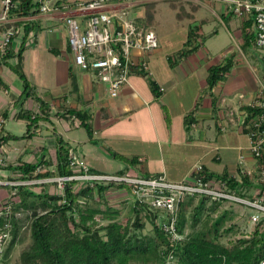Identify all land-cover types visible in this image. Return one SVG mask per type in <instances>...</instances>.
I'll return each instance as SVG.
<instances>
[{"label":"crops","instance_id":"1","mask_svg":"<svg viewBox=\"0 0 264 264\" xmlns=\"http://www.w3.org/2000/svg\"><path fill=\"white\" fill-rule=\"evenodd\" d=\"M82 1L87 0H49L47 11L12 19L38 23L27 39L32 44L26 45L22 53V68L35 86L36 94L47 103L48 110L37 123L36 135L9 140L0 147V160L3 161L1 179L10 180L15 173L8 166L20 162L49 160L54 165L55 133L84 158L93 172L102 174L121 171L140 176L159 174L169 180L180 181L198 164L215 174L226 171L228 175L237 172L241 165L244 168L251 166L248 145L235 147L236 156L230 159V153L226 151L224 157L219 154L222 146L217 145V138L208 143L197 139L212 125L214 127L218 119L223 124L235 123L242 133L237 121L240 118L238 113H241L240 106L248 105L250 99L238 90L244 87L245 82H228L232 64L224 79L211 91L216 97L217 112L214 115L207 90V70L211 65L226 61V58L221 61L219 57L213 58L204 38L209 34L219 37L224 31L228 34L234 32L243 46L245 33L255 35L252 21L249 28L245 27L251 18L235 16L231 11V0H110L106 11L126 12L127 19L138 28L153 30L158 41L157 48L146 56L131 50L134 60L147 58V70H132L128 83L117 97L112 98L106 85L99 82L92 72L73 65L65 18L74 17L80 26H84L86 14L75 7ZM21 32L19 28L18 33ZM189 32L192 33L194 50L179 58L177 52L183 48ZM19 41L18 37L12 40V49L18 48ZM40 51L55 58L57 83L54 88L38 83L46 75L40 65ZM33 74L34 80L30 77ZM0 76L8 84V89L3 90L5 95L0 90V106L5 108L0 111L3 128L16 135L6 123L8 120L22 121L14 117L16 109L13 106L15 97L20 94L21 82L6 65L0 66ZM151 82L157 87L156 93L151 89ZM24 108L39 112L38 104L32 99L25 101ZM67 109L85 111L90 115L91 137L76 117H68ZM4 111H7V118L2 116ZM185 120L191 123L187 124ZM80 129L85 131L84 134L78 133ZM214 129L218 134L222 132L216 126ZM240 154L244 156L243 163L239 160ZM119 156L132 159V162H125ZM53 165L50 170H54ZM8 195L7 190L0 192V209ZM106 199L114 207L116 203L132 206L125 188L109 189Z\"/></svg>","mask_w":264,"mask_h":264},{"label":"trees","instance_id":"2","mask_svg":"<svg viewBox=\"0 0 264 264\" xmlns=\"http://www.w3.org/2000/svg\"><path fill=\"white\" fill-rule=\"evenodd\" d=\"M43 1L12 0L7 11V18L10 21L0 24V35L11 27L14 30L22 29L21 33L12 35L4 51H0V66H8L21 82L20 94L15 97L13 103L16 109L14 117L22 120L26 125V131L18 136L6 132L2 124L0 147L9 140L28 139L36 135L37 123L43 119V114L46 115L48 110L47 103L36 94L35 86L29 81L22 68V53L26 48V41L38 23L12 20L38 13ZM251 21L252 18L246 22L245 27L249 28ZM191 34L189 32L183 48L177 52L179 58L194 50ZM16 37L20 41L18 48L14 50L11 42ZM242 47L244 50L249 47L256 50L252 33L244 34ZM11 59L14 60L13 63L9 62ZM231 65V59H226L224 62L211 65L207 70V90L211 95L214 115L217 112L216 97L211 91L219 81L224 79ZM150 85L152 91L156 93V85L152 82ZM7 89L8 84L0 76V90ZM28 99L38 104L39 112L24 108V103ZM240 110L246 113L244 125L257 114L264 113L263 108L252 104L242 105ZM65 113L69 115L68 117H76L81 127L91 137L90 115L87 112L67 109ZM2 116L7 118V111H4ZM185 123L188 124L191 121L185 120ZM215 126L219 131L216 121ZM247 132L246 128L242 129V133ZM54 135V165L49 160L9 165L8 167L15 173L10 180H38L55 175L72 174L68 159V152L72 147L60 135L56 133ZM119 157L125 162H132V159ZM52 165L54 170L49 168ZM39 166L45 170L38 171ZM123 173L125 172L121 171L117 174ZM197 176L225 179L228 178V173L223 171L221 174H215L202 165V171ZM51 183L54 184V182ZM74 183L75 181L68 182L63 194L44 189L46 184H50L45 182L15 187L6 186L10 190L8 199L13 203L9 211H6L5 205L2 204L3 209L0 214V230L3 229L7 220L11 223L10 238L2 253V263L17 240L20 220L16 217L18 212L25 215V219L30 220L31 236V244L20 254V264H166L165 258L169 251L175 255L176 264H258L264 258V230L259 229L260 223L255 224L254 230L248 236L228 238L226 243L221 241L224 236H234L241 232L235 222L225 225L226 221L232 219L233 213L227 209L218 211L217 207L222 202L211 201L205 196L186 197L179 205L177 219V230L184 234V239L173 243L158 227L155 211L149 210L145 205L130 206L132 220L122 221L118 218L120 210L108 203L106 193L111 188L127 189L123 184L109 182L96 184L93 187L86 186L76 191L73 189ZM228 185L237 195L250 198L253 194L248 191L254 188L255 184L248 177H242L240 182L230 178ZM35 186H40V190H34ZM12 191L14 194H11ZM207 200L213 204L206 206ZM189 206H192L189 227L193 230L188 232L186 231L188 219L185 212ZM98 217L107 220V223L95 227V218ZM146 221L151 225L149 230H145ZM198 224L201 225L200 229H197Z\"/></svg>","mask_w":264,"mask_h":264},{"label":"built area","instance_id":"3","mask_svg":"<svg viewBox=\"0 0 264 264\" xmlns=\"http://www.w3.org/2000/svg\"><path fill=\"white\" fill-rule=\"evenodd\" d=\"M12 0H0L2 12L0 23L9 22L7 18L8 8ZM110 0H87L78 2L76 9L86 14L84 26H80L74 17H66L65 25L68 34V44L72 54L74 65L84 71H90L99 82L106 85L107 93L114 98L119 95L123 86L128 83V77L132 70L140 72L147 70V58L134 60L131 50L146 56L158 46L156 34L153 30L141 29L127 19L124 11H106ZM49 0H44L40 11L49 9ZM232 13L242 19L252 18L255 32L254 45L260 53L264 64V0H231ZM12 27L3 31L0 35V51L11 41V36L17 33ZM32 44L26 41V45ZM162 90V88H160ZM239 97H242L241 95ZM264 109V86L259 88L257 98L249 103ZM246 113H240L238 123L241 131L246 128L248 132L247 150L252 158V164L248 168L238 167L237 172L230 173L228 178L198 177L202 171V165H196L191 173L180 181L169 180L165 175L151 174L140 176L136 174H102L91 171L84 158L73 148L68 152L71 175L48 177L38 180H9L0 178V186L15 187L18 185H31L44 182H54L57 193L63 194L68 182L75 181L73 189L96 184H108L114 182L127 187L132 205H145L149 210L155 211L158 227L170 238L171 242L178 243L184 239V234L177 230L178 210L181 202L188 196H205L215 202H230L243 205L254 210L250 219L254 224L260 223L264 227V113L257 114L246 125L244 119ZM4 120L0 119V129ZM219 131L225 130V124L221 119L216 120ZM239 160L244 162L243 154ZM0 160V166L2 164ZM38 171H44L41 166ZM242 177L260 186L255 189L252 197H242L235 193L228 185L230 178L239 182ZM14 194V191L11 192ZM13 201L8 198L4 201L5 210L9 211ZM0 209V214L2 212ZM11 223L9 220L0 230V264L5 244L10 238ZM175 255L169 251L165 258L166 264H173ZM258 264H264V258Z\"/></svg>","mask_w":264,"mask_h":264},{"label":"rangeland","instance_id":"4","mask_svg":"<svg viewBox=\"0 0 264 264\" xmlns=\"http://www.w3.org/2000/svg\"><path fill=\"white\" fill-rule=\"evenodd\" d=\"M219 24V23H218ZM220 26V24L218 25ZM222 27V26H220ZM206 40V45L208 48H210V53L213 58L219 57L220 61L225 57L226 59H231L233 68L230 71V74L227 77L228 82H233V81H244V87L238 90V93L243 94L245 98H249V102L251 103L254 101L258 95L259 88L261 86H264V64L258 56L260 53L255 51L254 48L249 47L247 49H243L241 44H239L238 37L236 34L231 32L228 34L226 31L224 33L222 32L219 37H215L212 34H209L205 36L204 38ZM39 58H40V65L41 67L45 70V79L40 78L39 84H48L51 88L55 87V84L57 83L56 77H55V70H56V65L54 62V56L49 54L48 52H39ZM74 65V63H73ZM32 68V67H31ZM31 79H36L35 75L30 76ZM41 89V87H39ZM3 91V90H2ZM237 92V91H236ZM3 95L4 91L2 92ZM253 96V97H252ZM252 97V98H251ZM33 106L36 105L33 104ZM4 106H0V111L2 112L4 110ZM7 109V108H6ZM237 115V114H236ZM238 116H240V113H238ZM0 119L2 117L0 116ZM240 121V118L237 120ZM213 122V121H212ZM210 122V124H212ZM8 128L14 132L16 135L22 134L26 128L25 124L22 121H15V120H8L6 123ZM215 125L211 127L209 131H207L204 134H201L199 137H197L198 140L204 139L207 143L210 141H214L217 138V145L222 146V148H219L218 152L219 154L224 157V152L230 153V159L233 158V156H236L235 154L237 153V146H247L248 141L247 137L245 134L241 133L238 130V126L233 123V122H226L225 123V130L222 131L221 133H217V131L214 129ZM84 130L80 129L78 133L84 134ZM200 140V141H201ZM234 146V147H232ZM229 149V150H227ZM226 155V154H225ZM234 159V158H233ZM45 183H50L46 184L44 186V189L51 191L52 193L57 192L56 188L53 183L50 181L45 182ZM52 184V185H51ZM260 186L254 185V188L249 189V193L253 194L255 189L259 188ZM36 191L40 190V186H35L33 188ZM10 192L9 188L7 187H0V192ZM93 204V203H92ZM213 204L211 201H206V206H209ZM115 206L119 208L120 213L118 218L122 221H126L127 219L132 220V212L130 210V204H122L119 205V203H116ZM218 211L222 209H227L230 210L233 213L232 219L226 221L225 225H229L230 223H237L239 226L241 232L238 234H235L234 236L229 235V236H224L221 238V241L226 243L228 238L229 239H234L236 237H239L241 235H246L248 236L255 228V224L251 221L250 216L252 213H254V210L244 207L243 205L237 204V203H230V202H224V203H219L218 205ZM192 212V206H189L186 208V217L188 219V224H187V229L186 231L193 230V228L189 227V220H190V215ZM215 216H211L212 218ZM16 217H18L19 220V231H18V236L15 244L13 245L12 249L8 253L6 259L2 264H20V254L23 250L27 249L29 245L31 244V236H30V220L25 219V215L22 213L20 214L19 212L16 214ZM95 227L104 225L107 223V220H102L99 217L95 218ZM145 230H149L151 228V225L148 221L145 222ZM204 224H202L203 226ZM197 227V226H196ZM195 227V228H196ZM201 225L198 224L197 229H200ZM260 230H264L263 225L260 224L259 226ZM9 240V239H8ZM8 241L5 244V247L7 245ZM2 262V260H1ZM173 264H176V257L175 261Z\"/></svg>","mask_w":264,"mask_h":264}]
</instances>
